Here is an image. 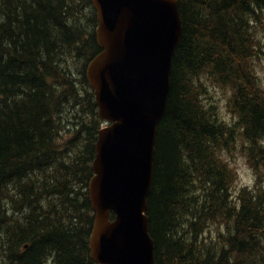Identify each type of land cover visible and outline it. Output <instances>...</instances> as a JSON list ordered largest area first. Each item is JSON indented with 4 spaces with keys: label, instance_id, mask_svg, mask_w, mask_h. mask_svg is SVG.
<instances>
[{
    "label": "trees",
    "instance_id": "trees-1",
    "mask_svg": "<svg viewBox=\"0 0 264 264\" xmlns=\"http://www.w3.org/2000/svg\"><path fill=\"white\" fill-rule=\"evenodd\" d=\"M183 25L147 198L157 264H264V183L235 195L223 158L264 171V0H177ZM91 0H0V264H95L98 130ZM202 78L228 92L218 115ZM220 228L211 239L205 231Z\"/></svg>",
    "mask_w": 264,
    "mask_h": 264
},
{
    "label": "water",
    "instance_id": "water-1",
    "mask_svg": "<svg viewBox=\"0 0 264 264\" xmlns=\"http://www.w3.org/2000/svg\"><path fill=\"white\" fill-rule=\"evenodd\" d=\"M101 51L87 64L98 131L88 183L95 264H157L147 198L183 25L177 0H91ZM113 215V219H111Z\"/></svg>",
    "mask_w": 264,
    "mask_h": 264
},
{
    "label": "rangeland",
    "instance_id": "rangeland-1",
    "mask_svg": "<svg viewBox=\"0 0 264 264\" xmlns=\"http://www.w3.org/2000/svg\"><path fill=\"white\" fill-rule=\"evenodd\" d=\"M262 54H260L259 58L254 60V70L255 74L258 76L259 84L264 88V36L262 37ZM202 82L205 85L207 90V95L210 97V100L216 104L217 112L220 117L225 120H229L230 113L226 108L227 102V94L225 91L213 87V83L206 78H202ZM226 95V98H225ZM223 158L227 161L230 167H232L235 173V184L232 188L234 190L235 195L239 192V190L243 187L251 188L257 181V179L261 180V183H264V171H259L255 173L247 164L245 160V156L242 154V150L240 147L236 148L232 151L231 155L225 153L223 154ZM220 231V228L217 226H210L205 231L206 238L211 239L214 238Z\"/></svg>",
    "mask_w": 264,
    "mask_h": 264
}]
</instances>
